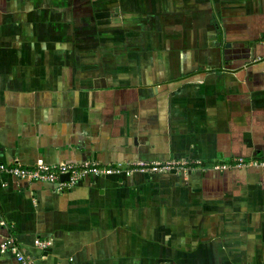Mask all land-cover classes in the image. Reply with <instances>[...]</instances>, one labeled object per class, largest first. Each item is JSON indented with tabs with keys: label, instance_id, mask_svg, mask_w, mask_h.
Returning <instances> with one entry per match:
<instances>
[{
	"label": "crops",
	"instance_id": "crops-1",
	"mask_svg": "<svg viewBox=\"0 0 264 264\" xmlns=\"http://www.w3.org/2000/svg\"><path fill=\"white\" fill-rule=\"evenodd\" d=\"M237 156L264 158V0H0V162L199 163L4 173L34 264H264V167L210 168Z\"/></svg>",
	"mask_w": 264,
	"mask_h": 264
},
{
	"label": "built area",
	"instance_id": "built-area-1",
	"mask_svg": "<svg viewBox=\"0 0 264 264\" xmlns=\"http://www.w3.org/2000/svg\"><path fill=\"white\" fill-rule=\"evenodd\" d=\"M198 164L197 160L188 162L174 159L151 163L133 162L126 165L122 163L99 164L90 160L47 163L40 158L30 166L17 161L11 164L0 162V177L6 173L17 179L54 183L55 190L65 191L74 187L87 176L117 173L129 174L135 169L146 172H168L171 170L192 169ZM230 165L264 167V158L237 156L228 164L214 162L210 165V168L221 171ZM62 175H67V178L61 179ZM0 223L5 224V221L1 220ZM34 244L43 250L50 246V240L36 238L34 239ZM0 253L13 255L17 264H34L30 255L20 246L13 234H9L0 240Z\"/></svg>",
	"mask_w": 264,
	"mask_h": 264
},
{
	"label": "water",
	"instance_id": "water-1",
	"mask_svg": "<svg viewBox=\"0 0 264 264\" xmlns=\"http://www.w3.org/2000/svg\"><path fill=\"white\" fill-rule=\"evenodd\" d=\"M67 178V175H62L61 179Z\"/></svg>",
	"mask_w": 264,
	"mask_h": 264
},
{
	"label": "rangeland",
	"instance_id": "rangeland-1",
	"mask_svg": "<svg viewBox=\"0 0 264 264\" xmlns=\"http://www.w3.org/2000/svg\"><path fill=\"white\" fill-rule=\"evenodd\" d=\"M148 173H152V172H148Z\"/></svg>",
	"mask_w": 264,
	"mask_h": 264
}]
</instances>
